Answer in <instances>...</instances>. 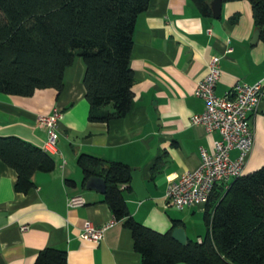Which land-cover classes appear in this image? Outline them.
I'll return each mask as SVG.
<instances>
[{"label":"crops","instance_id":"crops-1","mask_svg":"<svg viewBox=\"0 0 264 264\" xmlns=\"http://www.w3.org/2000/svg\"><path fill=\"white\" fill-rule=\"evenodd\" d=\"M221 8L215 18L202 15L192 0H150L135 21L130 55L136 78L133 105L122 118L90 121L85 65L79 57L65 71L61 91L37 88L32 96L0 92L2 136L15 135L43 149L48 131L39 125L38 117L56 108L62 116L57 150L50 151L55 168L35 171L31 189L16 191V169L0 161V264H34L39 249L51 246L66 250L67 264H141L132 230L123 226L104 200L105 185L102 189L87 186L89 178L83 184L77 157L85 153L128 163L131 172H139L145 188L142 198L131 181L123 187L136 221L164 232L172 228V220L181 219L188 233L189 223L204 214V204L169 206L167 185L196 169L201 147L211 152L214 140L220 138L216 130L207 132L202 124L190 121L191 115L204 109L203 98L193 94L197 80L207 75L214 54L222 59L217 95L236 81L264 82V37L258 31L257 40L253 39L258 28L250 1H222ZM251 121L254 147L244 174L264 163V90ZM237 151L230 155L236 156ZM76 194L85 204L69 206L68 198ZM88 220L95 226L110 224L100 242L79 235Z\"/></svg>","mask_w":264,"mask_h":264},{"label":"trees","instance_id":"trees-1","mask_svg":"<svg viewBox=\"0 0 264 264\" xmlns=\"http://www.w3.org/2000/svg\"><path fill=\"white\" fill-rule=\"evenodd\" d=\"M202 15L213 13L211 0H192ZM231 1V0H222ZM256 27L264 37V0H249ZM150 0H0V92L32 96L51 87L61 91L65 71L76 58L85 65L83 83L90 121L125 116L133 105L135 78L130 55L136 18ZM236 21V15L230 19ZM0 161L16 169L14 187L34 186L35 171L55 168L53 155L15 135H0ZM84 182L105 179L104 200L129 227L141 264H264V163L227 185L216 184L204 203L202 241L187 245L172 237L181 219L164 232L134 219L122 185L132 181L128 163L81 154ZM155 167H153L154 170ZM73 183V181H69ZM66 250L39 249L34 264H67Z\"/></svg>","mask_w":264,"mask_h":264},{"label":"built area","instance_id":"built-area-1","mask_svg":"<svg viewBox=\"0 0 264 264\" xmlns=\"http://www.w3.org/2000/svg\"><path fill=\"white\" fill-rule=\"evenodd\" d=\"M209 59L207 75L197 80L193 90L194 96L203 98L204 109L191 115L190 121L193 125L202 124L207 132L216 130L220 138L214 140V149L211 152L201 147V162L196 169L187 170L167 185L165 196L168 205L175 208L183 209L208 202L216 184L227 185L244 173L249 153L254 147L255 133L251 114L256 111L262 100L264 82L259 80L253 84L236 81L232 88L226 89L222 95H217L215 89L221 77L222 59L214 54ZM61 117L59 108L38 117L39 125L48 131L43 150H57V127ZM234 150L238 151L236 156L232 157L230 153ZM67 204L75 206L85 203L82 197L76 194L68 198ZM109 225L104 223L95 226L88 220L79 235L82 239L100 242ZM198 241L201 242L202 238Z\"/></svg>","mask_w":264,"mask_h":264},{"label":"water","instance_id":"water-1","mask_svg":"<svg viewBox=\"0 0 264 264\" xmlns=\"http://www.w3.org/2000/svg\"><path fill=\"white\" fill-rule=\"evenodd\" d=\"M221 4H222V0H211L210 1V6L211 9L213 11L212 15L215 18H218L220 13H221ZM259 29H257V31H255V38H253L254 40H257L258 37V32ZM131 176H132V181H131V186L133 188H135L136 190H138V197L142 198L143 197V192L145 191L144 185H143V181L141 176L139 175V172L136 171H132L131 172ZM105 179L103 177H89V181L87 182V186H92L95 188H100L102 189L105 185L104 183ZM185 220H183L182 222H184ZM172 237H174L176 240L180 241L181 244L183 245H187L189 241V237L186 234L185 231V227L182 225H178L174 230H172L171 232Z\"/></svg>","mask_w":264,"mask_h":264},{"label":"rangeland","instance_id":"rangeland-1","mask_svg":"<svg viewBox=\"0 0 264 264\" xmlns=\"http://www.w3.org/2000/svg\"><path fill=\"white\" fill-rule=\"evenodd\" d=\"M203 216L204 214L202 213L198 218H194V220L189 223L191 224V229L188 230V237H192L197 240L198 236H202L205 233L206 225L203 222Z\"/></svg>","mask_w":264,"mask_h":264}]
</instances>
